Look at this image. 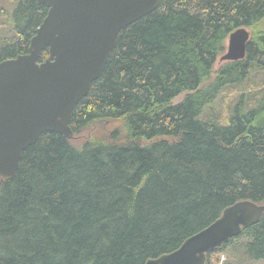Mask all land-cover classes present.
<instances>
[{"label": "trees", "instance_id": "16d2710c", "mask_svg": "<svg viewBox=\"0 0 264 264\" xmlns=\"http://www.w3.org/2000/svg\"><path fill=\"white\" fill-rule=\"evenodd\" d=\"M4 1L11 33L0 32V62L27 53L48 11ZM240 27L250 31L244 59L220 61ZM260 72L264 0H159L119 31L72 110V138L43 132L15 176L0 180V264H144L229 205L264 204ZM219 94L227 112L216 108ZM220 253L237 254L227 264L264 261V213L205 264Z\"/></svg>", "mask_w": 264, "mask_h": 264}, {"label": "water", "instance_id": "95a60500", "mask_svg": "<svg viewBox=\"0 0 264 264\" xmlns=\"http://www.w3.org/2000/svg\"><path fill=\"white\" fill-rule=\"evenodd\" d=\"M47 14L28 51L0 62V180L13 178L23 151L46 131L70 139L72 110L98 79L120 30L157 8L159 0H37ZM250 31L230 33L220 61L244 59ZM48 57L39 61L42 51ZM264 204L226 207L175 250L144 264H205L206 254L256 224Z\"/></svg>", "mask_w": 264, "mask_h": 264}, {"label": "rangeland", "instance_id": "374dc122", "mask_svg": "<svg viewBox=\"0 0 264 264\" xmlns=\"http://www.w3.org/2000/svg\"><path fill=\"white\" fill-rule=\"evenodd\" d=\"M6 7L8 10H9V7L10 5L6 4V2L3 0H0V7ZM11 8V7H10ZM6 15V14H5ZM5 15H0V32H3L5 35H9L11 33V29H10V26L9 25H5L3 26V18ZM3 26V27H2ZM1 34V33H0ZM261 79H264V73L260 72L259 75L256 76V81H261ZM240 90H245V86H237V91L239 92ZM236 92H234L235 94ZM184 96V94H181L179 95L177 98H176V101H179L180 99H182V97ZM221 96L222 94H219L216 102H215V105H216V108L218 111L220 110H223L225 112L228 111L227 107L224 105V104H220V100H221ZM110 125V127L114 126L112 123L108 124V126ZM237 254L234 253V254H229L227 255L226 253H220V254H216L215 257H218L220 258L218 264H227V262H233V260L235 259L234 256H236ZM245 264H264V261H245Z\"/></svg>", "mask_w": 264, "mask_h": 264}]
</instances>
